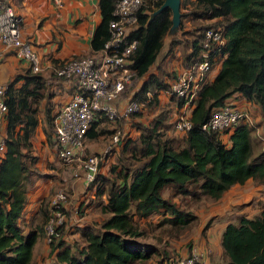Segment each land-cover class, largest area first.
Instances as JSON below:
<instances>
[{
    "label": "trees",
    "instance_id": "obj_1",
    "mask_svg": "<svg viewBox=\"0 0 264 264\" xmlns=\"http://www.w3.org/2000/svg\"><path fill=\"white\" fill-rule=\"evenodd\" d=\"M161 1L147 0L136 13V25L126 35L135 39L129 55L130 66L137 77L146 74L130 95L139 108L127 117L141 114L143 106H157L159 92L167 89L163 77L155 69L150 70L170 25L169 8L151 14ZM97 4L100 18L89 40L91 50L102 47L109 33L108 21L113 16V0H97ZM180 6H186L193 17L204 20L189 40L185 61L201 49L205 27L221 25L224 35L218 49L222 53L219 68L193 100L189 113L191 126L181 136L166 135L167 127H171L166 108H161L151 121H130L136 132L122 138L120 163L110 165L108 174L96 171L88 183L105 214L97 221L73 226L82 238L80 243L66 242L58 234L46 242L48 253L53 255L50 264H140L154 250L135 239L143 233L140 220L155 214L156 223L167 222L176 235L195 217L187 207L190 200L216 199L230 185L247 178L264 183V148L253 151L254 124L238 121L230 130L200 128L210 109L235 91L258 103L264 123V0H180ZM19 78L22 79L17 83ZM48 84L45 76L30 71L28 66L7 82L4 149L0 156V264H30L33 243L39 235L44 237L43 226L48 216L46 196L39 200L38 219L27 231H23L17 219L25 201L28 166L34 160L29 148L30 134L37 122L39 100H48L51 95ZM170 98L176 104L182 102L173 94ZM42 111L43 131L51 144L49 103H45ZM102 118L92 121L85 133L87 138L103 132L105 128L98 127ZM168 187L170 191L164 194ZM62 226L58 231L62 232ZM219 244L224 256L221 264H264V200L257 213L239 215L236 222L226 221ZM192 264L201 263L193 260Z\"/></svg>",
    "mask_w": 264,
    "mask_h": 264
},
{
    "label": "built area",
    "instance_id": "obj_2",
    "mask_svg": "<svg viewBox=\"0 0 264 264\" xmlns=\"http://www.w3.org/2000/svg\"><path fill=\"white\" fill-rule=\"evenodd\" d=\"M146 2L147 0H113V16L108 21L109 33L101 48L62 57L48 64V72L56 78L67 80L72 88L69 97L51 114L55 156L64 164L75 163L70 171L74 176L79 172L76 166L81 165L86 184L93 179L109 147H114L129 134L119 130L112 131L110 144L103 146L102 152L86 154L85 133L92 121L100 116L109 119L127 117L139 107V103L130 96L124 103H118L116 99L136 76L130 66L129 56L135 39H128L126 35L136 25V13ZM19 23L20 16L14 12L10 2L0 0V53L3 49L11 50L17 57L26 60L30 71H40V55L30 40L20 34ZM222 30L221 25L205 27L202 30L199 52L186 60L181 69L167 81L165 92L182 99L180 104L169 108V120L175 132H185L191 126L188 107L193 103L198 90L207 82L208 71L214 64L220 63L222 53L218 49L224 42ZM6 87L7 82L0 81V113L6 109ZM238 121L252 123L249 113L225 98L210 109L208 116L200 123V128L230 130ZM261 138L264 141V135ZM3 149L4 136L0 133V156ZM70 196L71 193L66 190L57 189L48 197V216L43 226L46 242L57 235L61 224H65L64 203ZM193 260H197V255L192 252L178 257L172 264H192Z\"/></svg>",
    "mask_w": 264,
    "mask_h": 264
},
{
    "label": "rangeland",
    "instance_id": "obj_3",
    "mask_svg": "<svg viewBox=\"0 0 264 264\" xmlns=\"http://www.w3.org/2000/svg\"><path fill=\"white\" fill-rule=\"evenodd\" d=\"M8 1L10 2V0ZM186 10V6H180V11L182 13L180 22L177 28L174 30V34L169 36L168 33L171 34L173 32L167 31L168 33H164V37L162 36L161 46L158 51L159 53L157 54V57L150 68V70L155 69L157 71L156 73L159 76L163 77L166 82L172 78L174 73L173 69L171 68V61L178 57L177 55L181 56L184 53H186L187 55L190 38L193 36L197 25L202 21L204 22V20L202 19L193 17ZM169 39H172L173 42L169 43ZM174 45H176V47L178 48L179 51H177L176 49L175 50L179 54L168 53L167 55H165L166 57H164V54H162L163 52H160L161 49L165 48L166 46H172L173 48H175ZM167 51L168 49H166L165 53ZM36 52L38 51L36 50ZM182 59L183 58H181V60ZM145 77L146 74L140 77H133L131 79V82L127 85L126 89L120 94V97L116 99L117 102L124 103L126 98L129 97L131 93L140 86V83ZM46 89L47 88L45 85L43 87V93H45ZM48 102L49 100L47 99L39 100L38 107L43 110L45 103ZM31 104L33 105L34 103L32 102ZM166 106L165 103L162 104L158 102L157 106L154 107L143 106L142 113L139 115H131V117L127 118L117 116L114 119L103 117L99 122L98 127H103L105 129L96 137H85L84 152L86 154L92 152H102V147L106 144H110L109 142L112 131L119 130L120 132H123L125 134L129 133L130 135H134L135 128L132 124H130V121L136 122L138 119H141L145 122L151 121V119L155 117L160 109H165ZM251 109L253 112V117L251 116V120L252 123H254L251 134L253 138V151L256 152L264 146V141L261 138V136L264 135L262 131L264 123L262 120L260 121V108L257 102H255V106L252 103L251 105H249V110ZM38 111L39 109L36 111V118H38ZM43 118L44 116L42 114V119ZM43 124L45 126V122H41L39 124L38 121L36 122L35 126H37L38 129L37 132L35 131V129H33V133L30 134L32 143L30 141L29 148L33 149L32 151L37 155L36 157L42 158V161L39 164V168L42 171L51 173V181L46 186V201H48V197L53 193L54 190L64 189L67 191V193L73 194L71 198H67L66 201H71L68 202V206H65L66 208L64 207V209L68 210L71 207L72 212L74 211L77 217H79L77 219L79 220V222L97 221L101 219L105 213L101 212L100 205L97 203V199L94 197V191H92L93 189H90L92 194H85V189H87L88 183L86 184L83 179V167L81 165H77L76 167L79 169L78 175H72V172L70 173V171H72V166H74L75 163L73 162L71 164H64L60 160H57L53 150V142L50 146V144L44 138L46 143L45 146L42 145L44 144V140H41L40 137L42 138V133H44H41V129H43L44 127ZM167 128L168 129H166V135H168L169 137L180 135V133L175 132L173 129H171L170 125ZM122 144L123 141H121V143L115 145L114 147L110 146L109 148L111 149L107 150V154L102 158V161H104L106 157H108L109 159L105 163L103 169L105 173L108 174L110 165L116 162L120 163L118 159ZM94 146L98 147L97 150H95ZM50 150L51 153H49ZM42 151H45L44 156H42ZM123 155H125V153ZM99 165L97 171H101L99 169ZM74 180L80 183V186L78 188L75 186ZM236 185L237 184H234V186H231L229 188L231 191L229 192L228 199L232 200L227 203V206L221 213L217 212L214 209H210V204L213 202L212 199L201 197L192 199L193 201L190 200L187 203V207L190 208L192 214H194L195 217L185 228H183L176 235H173V230L169 228V224L167 222L157 224L156 221H158V218L155 214L151 215L150 218H147L144 221L140 220L138 223L139 226L143 229V233L137 235L135 239L137 242L147 247L149 246L154 248V250L149 253L148 257L145 258L142 263L140 262V264H172L175 259L187 255L189 254V252H193L195 255H197V260H199L201 264L223 263L224 256L222 255L221 247L219 244V234L222 226L226 221L236 222L239 215L244 214L250 216L257 213L261 208L264 200V183H257L253 179H249L247 180L246 185ZM169 191L170 188L168 187L166 190H163V193L166 194ZM78 200H81V202L84 204H87V202H89V206H86L84 209L80 208V206L78 207L76 204H74ZM181 202H183V200H181ZM68 218L69 217L67 216V212L65 211V224L61 227L62 232L58 231L57 234L59 236H65L69 240L72 239L71 242L76 241L77 243H80L82 241V238L78 234L68 233L67 235H64V229L66 227H68L67 229H65L66 232L70 227L72 228L71 225L70 227L68 226ZM37 219L38 215H36L35 221ZM42 236L43 234L39 235L36 239L38 243L35 246L32 262L30 264H50L53 259V255L51 253H48V251L41 252L43 248L38 247L40 246V244H42Z\"/></svg>",
    "mask_w": 264,
    "mask_h": 264
},
{
    "label": "crops",
    "instance_id": "obj_4",
    "mask_svg": "<svg viewBox=\"0 0 264 264\" xmlns=\"http://www.w3.org/2000/svg\"><path fill=\"white\" fill-rule=\"evenodd\" d=\"M10 5L14 10V12L20 16V23H19L20 34L22 35V37L28 38L30 40L32 46L35 47V49L38 51L37 53L40 55L42 68L39 72L43 76H45L47 78V82H49L48 86L51 95L48 97L49 100L48 103L50 106V113L52 114L54 109L69 97L72 88L67 80L63 78H56L54 75L49 73L48 64L54 63L56 60L62 57L89 53L91 51L89 40L93 28L100 18L97 0H10ZM166 33L168 32L166 31ZM172 34H174V32L171 34L168 33L169 36ZM170 42L171 39H169V43ZM176 45H174L175 48H173L172 46H166L165 48H162L160 52H163L162 54H164V57H166L165 55H167L168 53L179 54L177 53V51L179 50L176 47ZM166 49H168V51L165 53ZM177 56L178 57H176L171 61V68L174 71L173 76L175 75V73H177V71L181 69L182 64L184 63V57L186 56V53H184L181 56L179 55ZM181 58L183 59L181 60ZM219 65L220 63L214 64L212 68L208 71L207 73L208 80H210L215 75L217 69L219 68ZM27 66L28 65L26 60L17 57L16 55L13 54L11 50L8 49L1 50L0 81L2 82L11 81L14 75L23 73L24 69ZM21 79L22 78L17 79L16 82L19 83ZM225 98L231 102H234L241 109L249 113L250 117L251 116L253 117V112L252 109L249 110V105H251L252 103L255 106L254 101L246 99L244 96H242L239 92L236 91L230 93ZM159 102L162 104L165 103V106L167 105L166 108L169 111H170L169 108H173L174 106L178 105L175 104L174 101L168 95V93L163 90L159 92ZM192 106L193 103L188 107L189 113ZM38 113H39L37 115L38 124L41 122L44 123V118L42 119L41 108H39ZM261 120L262 119H260V121ZM4 128H5V119L2 112L0 113L1 134L4 133ZM34 129L37 132L38 129L37 126H35ZM41 130H42L41 133L44 132L43 129ZM262 131L264 133V125ZM44 138L46 139L45 134L42 133V138L40 137V139L44 140ZM223 138L226 139V136L224 135ZM30 141H31V137H30ZM45 143L46 142L44 140V144L42 145L45 146ZM31 148H32V144H31ZM97 148L98 147H95V150H97ZM30 150H31V154L34 156V160L31 163H29L28 166V171H27L28 180L26 182L27 189L25 192V201L23 203V207L17 219L18 222L21 224L24 232L27 231L29 226H31L35 222L39 200L43 196H45V192L47 189L46 186L51 181L50 178L51 173H47V171H42L39 168V164L42 161V158L36 157L37 155L33 153L32 151L33 149ZM44 153L45 151H42V156H44ZM49 153H51V150L49 151ZM107 160H109L108 157H106V159L100 163L99 169L101 171H104L103 169ZM247 180H249V178L244 180L242 183H233L232 185L229 186V188L231 186H234V184L246 185ZM74 184L77 188L80 186V183L75 180H74ZM229 188L224 190V192L218 198L212 199L213 202L210 204V209L212 210L214 209L219 213H221L225 209L227 203L232 200V199H228L229 192L231 191ZM86 193L92 194L89 187L85 189V194ZM72 196L73 194L71 193V196L69 198H71ZM100 198L104 201L103 195ZM69 201L71 200L66 201L64 203V206H68ZM74 204H76L77 206L79 205L80 208L83 209L86 206H89V202H87V204H84L81 202V200L76 201ZM65 211L67 212V216L69 217L68 218L69 227L71 225L73 228L74 225H80L81 223H83L77 220L79 217H77L74 211L72 212L71 207ZM67 228L68 227H66L65 229ZM72 228L70 227L67 232L64 229V235H67L68 233L77 234L76 233L77 231H74ZM62 238L66 242H71L72 240V239L71 240L67 239V237L65 236H62ZM41 241L42 244H40V246L38 247L43 248L41 252L43 251L47 252L48 245L43 236L41 238ZM37 243H38L37 240H35V242L32 245V258Z\"/></svg>",
    "mask_w": 264,
    "mask_h": 264
},
{
    "label": "water",
    "instance_id": "obj_5",
    "mask_svg": "<svg viewBox=\"0 0 264 264\" xmlns=\"http://www.w3.org/2000/svg\"><path fill=\"white\" fill-rule=\"evenodd\" d=\"M164 7H167L170 10V25L167 31L174 32L180 22V17L182 14L180 11V0H162L159 5L151 11V14L161 10Z\"/></svg>",
    "mask_w": 264,
    "mask_h": 264
}]
</instances>
